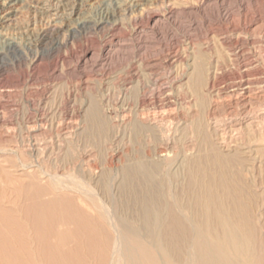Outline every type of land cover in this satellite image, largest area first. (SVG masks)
<instances>
[{"label": "rangeland", "instance_id": "rangeland-1", "mask_svg": "<svg viewBox=\"0 0 264 264\" xmlns=\"http://www.w3.org/2000/svg\"><path fill=\"white\" fill-rule=\"evenodd\" d=\"M136 1L139 2L140 9L143 8L146 12H154L162 17L165 20V25L163 24L159 31L152 32L147 28L144 32L147 40L146 51L137 52L135 49L132 54L134 57L132 56L121 62L122 65L109 68L105 72H98L97 69L87 70L84 75L74 68L71 61L57 62L56 52H50L51 40L56 37L53 33L50 35L51 39L47 38L41 43L34 40L36 32L51 33L54 27L64 25L66 29L68 27L69 31L62 32L64 36L62 34L60 38L62 40L66 37L71 45L70 36L74 35L72 28L75 24L83 20L98 18L106 6L110 9L117 7L121 10L119 16L117 15L121 28L120 35L125 38H133L136 35L134 22H141V19L132 17L126 8ZM136 1L0 0V51L6 59L7 71L11 76V78L8 76L7 81H0V121H3V126L0 128V209L9 211L12 222L10 226L13 225L12 230L15 234V236L13 234V238L11 236L5 238V241L13 249L16 247V252H20L22 249L26 251V257L24 255L26 259L28 257L27 260L24 258L26 264H103V262L109 264L113 239L108 232L105 234L104 228L99 231L102 227L97 225L96 213L101 209L94 208L95 206L101 207L98 203L101 205L106 203L107 206L109 205L108 207L112 206L121 220L125 218L123 221H126H122L124 225L128 221L129 226L138 228L136 231L128 226L130 230H135L136 233L143 235L141 238L136 237L138 240L133 237L136 241L132 238L136 242L132 241L136 249H143H137L140 251L136 252L137 259L140 256L142 258V260L136 259L137 262L154 264L153 259L156 257L155 260L159 263L162 262L161 264H168L167 262L172 259H175L178 264H185L188 246L199 229L194 228L184 218L185 227L178 229L179 233L177 232L173 237L176 243L173 246L175 247L178 243L181 248L179 256L171 252L172 247H167L165 243L161 244L158 240L156 242L149 235L146 236L148 234L147 226L138 216L141 203L137 199V194L134 193L138 187L145 188V183L137 185V182L132 178L123 179L124 176L121 173L125 168L138 165L139 161L145 164L158 163L160 166L158 175H155L153 181L156 182L154 183L160 189V193H163V198L180 211L183 205L193 202V193L197 187L191 180L189 169L193 168L197 162H200L204 167H209L213 157L208 154L217 152L223 158H229L228 161L226 159H221V161H225L223 162L225 167L232 173L231 181L237 187L236 191L240 196H238L240 201L248 206L252 214H255L253 215L258 231L256 232L257 244L254 256L243 252L239 258L241 257L240 259L248 264H264V249L261 248L260 240L262 238L261 224H264V0ZM108 31L109 25L91 31V33L76 32L74 35L76 38L72 45H75L77 50L79 46L95 45L94 42L106 36ZM8 43H14V45L11 47ZM141 53L144 55L141 56ZM36 54L42 56L44 67L42 66L32 79L27 78L23 76V73L28 69V60H31ZM140 57L144 58V66L141 64ZM21 58L24 60L19 62ZM141 74L143 75L141 76ZM129 79L131 80L129 81ZM120 86L122 90L126 87L129 89L126 88L122 92ZM141 93L146 94L147 99L144 104L139 102L142 101ZM93 108L96 109H94L95 112L97 111L96 118L99 117L98 121L102 123L104 132L98 131L94 117L91 116ZM143 109H146V112ZM129 110H131L130 113ZM142 114L145 115L143 118L147 122V126L142 129L138 126L136 128L134 124L139 122L138 119L142 118ZM89 118H93L94 121ZM130 119L131 121L128 122ZM249 121L251 122L249 123ZM259 123L263 125L258 127ZM160 126L161 129H159ZM164 129L167 131L165 132ZM222 133L224 134L222 135ZM211 134L214 136L211 137ZM165 138L170 139L169 160L164 158L165 155L161 156L162 158L156 156V153L159 155V149H165L166 146H163ZM156 140L157 142H155ZM30 151L35 154L32 156ZM246 160L249 163H246ZM134 163L135 165H133ZM28 165L30 166L28 167ZM43 169L49 173H43ZM51 173L62 176L61 181L58 183L50 181ZM177 174L179 177L176 176ZM30 177L38 186L32 185L33 187H31ZM65 177H68L69 180ZM75 180L91 184L89 191L97 193V197L93 193L94 196H91L89 191L88 194L87 190L77 189ZM238 183L242 185L239 186ZM72 184L77 190L72 187ZM49 185L55 186L52 187L53 190ZM68 185L69 187H67ZM61 186L68 190L71 188L70 192ZM36 187H38V197L41 200H49L59 194L61 197L74 196L77 204H80L78 206L80 210L84 211L85 215L87 214L85 220L91 229L89 230L91 236L88 235L89 231L82 228L81 230L87 233V236L84 237L85 233H82L77 226L76 220L82 216L77 212L79 208L74 209L68 203L65 204V201L55 204V207H51L44 213V219L36 226L25 212L28 201L27 194L33 193ZM82 191L86 192L87 197ZM249 191L253 193L251 194ZM177 194L180 195V199ZM78 195H81L82 197H80L84 201L86 200L85 202L91 208L82 205ZM187 195L189 196L186 197ZM252 197H256V199L254 200ZM249 201L251 202L249 203ZM256 201L257 203H255ZM137 206H139L138 209ZM92 216L93 218L95 216L96 222ZM46 217L49 220H46ZM43 227H45V232L42 230ZM92 234L98 237L93 235L95 240L93 238L91 240ZM147 238L149 239L147 240ZM144 240L149 241L152 246L149 247L147 242V247L143 245L145 244ZM12 242L17 244H12ZM103 243L109 249L105 248ZM137 244L141 246L138 247ZM148 248L150 252H148ZM106 250L110 252L108 253ZM151 252H154L155 254L152 253V255L156 256L153 257ZM72 253L73 255H71ZM144 254L151 257V262L148 261V257L143 256ZM102 255L105 259H102ZM255 257L257 258L255 259ZM11 259L17 262L15 257ZM143 259L145 261L148 259L149 263ZM258 259L261 260H259L260 263H256ZM106 260L107 262H105ZM159 263L155 261V264Z\"/></svg>", "mask_w": 264, "mask_h": 264}, {"label": "bare ground", "instance_id": "bare-ground-1", "mask_svg": "<svg viewBox=\"0 0 264 264\" xmlns=\"http://www.w3.org/2000/svg\"><path fill=\"white\" fill-rule=\"evenodd\" d=\"M136 1V0H135ZM128 5V4H127ZM67 7V6H66ZM103 8V7H102ZM62 10V9H61ZM119 8H112L110 9L109 7H105L102 11L101 14H99V17L96 19H90V20H83L80 23H76L75 26L72 28V32H74V35L76 32L79 33H87L91 31H95L99 28H102L103 26L109 25V31L107 33L106 36H103L100 40H96L94 42L95 45H85V46H79V49H75V45H72V43L74 42V38H76L74 35L70 36L71 41V45L69 44V41L67 40L66 37H64L62 40L60 38V36L63 34L62 32L64 31H69L68 27L66 29V26L64 27V25L61 26H57L54 27V29L51 31V33L44 31V32H36L35 33V41L37 43H41L44 40H46L47 38H50V35L53 33L54 36H56L52 41V47L50 49V52H56L55 53V59L56 61H62L63 63H67L68 61H71L74 65V68L79 71L81 74H84L87 70H92L94 71L95 69L98 70V72H105L107 69L109 68H113L116 66H120L121 62L131 58L133 55V51L135 49H137L138 51H146V44H147V40L144 36V32L147 30H150L152 32H156L159 31L160 28L162 27V25L165 23L162 19V17H160L158 14H155L154 12H146L143 8L140 9V4L139 2H133L132 4H130L127 8L126 11H128L130 13V15H132V17H134L135 19L140 18L141 22H134L135 23V30H136V35L132 38H125L122 37L120 35V23L119 20L117 18V15L121 12V10L119 11ZM220 10V9H219ZM174 11V10H173ZM146 12V13H145ZM222 13V12H221ZM146 17H144L145 15ZM164 14V13H163ZM220 14V13H219ZM123 15V14H122ZM129 15V14H128ZM228 15V14H227ZM82 16V15H81ZM119 16V15H118ZM131 17V18H132ZM234 18V17H233ZM236 19V18H235ZM172 20V19H171ZM239 20H241L239 18ZM234 21V20H233ZM64 24V23H63ZM165 25V24H164ZM244 25V24H243ZM127 27V26H126ZM106 30V29H105ZM165 30V29H163ZM30 33V32H29ZM66 34V33H65ZM152 34V33H151ZM164 34V33H163ZM64 36V34H63ZM148 37V36H147ZM51 39V38H50ZM85 39V38H84ZM10 40V39H9ZM79 40V39H78ZM80 43V42H79ZM29 44V43H28ZM84 44V43H83ZM8 45H10L11 47L14 45V43H8ZM31 45V44H30ZM36 46V45H34ZM158 46V45H157ZM10 47V48H11ZM153 47V46H152ZM156 47V46H155ZM169 47V46H168ZM10 50V49H9ZM148 51V50H147ZM43 52V51H42ZM45 55V54H44ZM54 55V54H53ZM144 53H141V56H143ZM134 57V56H133ZM141 58V64L144 66V58ZM6 59H4V57L2 56V52L0 51V81L2 80H6L8 79V76L10 75L7 71V62H5ZM21 61L24 60V58L19 59ZM27 60V59H26ZM9 62V61H8ZM140 64V63H139ZM122 65V64H121ZM200 65V64H199ZM43 66L42 64V56L41 55H34L31 60H28V69L24 71L23 76H26L27 78H33L35 73ZM44 67V66H43ZM55 67V66H54ZM142 67V66H141ZM146 67V66H145ZM144 67V68H145ZM121 68V67H120ZM116 69V68H115ZM139 70L141 68H138ZM45 70V69H44ZM55 70V68H54ZM138 70V72H139ZM202 70V69H201ZM160 71V70H159ZM137 72V71H136ZM138 72L136 74H138ZM153 72V71H152ZM203 72V71H202ZM142 73V72H141ZM13 74V73H12ZM94 74V73H93ZM129 74V73H128ZM131 74V72H130ZM146 74V72H145ZM150 74V72H149ZM85 75V74H84ZM133 75V74H132ZM143 74H141L142 76ZM19 76V75H17ZM87 76V75H86ZM196 76V75H195ZM219 76V75H218ZM11 78V76H9ZM13 77V76H12ZM16 77V76H15ZM135 77V76H134ZM140 77V75H139ZM147 77V76H146ZM216 77V76H215ZM14 78V77H13ZM103 78V77H102ZM133 79V77H131ZM141 78V77H140ZM149 78V77H148ZM19 79V78H18ZM17 79V80H18ZM142 79V78H141ZM146 79V78H144ZM198 79V78H197ZM201 79V78H200ZM131 79H129L130 81ZM157 80V79H156ZM10 81V80H9ZM123 81V80H122ZM135 81V80H134ZM138 81V80H137ZM141 81V80H139ZM145 81V80H144ZM124 82V81H123ZM127 83V81H125ZM133 82V81H132ZM136 82V81H135ZM201 82V81H200ZM3 83V82H2ZM145 83V82H144ZM193 83V82H192ZM143 84V83H142ZM157 84V83H156ZM195 84V83H194ZM197 84V83H196ZM123 85V84H122ZM132 85V84H131ZM140 86V84H139ZM146 86V84H145ZM145 86L143 87V89L145 88ZM159 86V85H158ZM169 86V85H168ZM197 86V85H196ZM214 86V85H213ZM130 87V86H129ZM141 87V86H140ZM150 87V86H149ZM14 88V87H13ZM121 88V86H120ZM127 89H129L128 87H126ZM126 88H123L124 90ZM262 88V87H261ZM43 89V88H42ZM136 89V88H135ZM139 89V88H138ZM137 89V90H138ZM165 89V88H164ZM169 89V88H168ZM195 89V88H194ZM193 89V90H194ZM248 89V88H247ZM255 89V88H254ZM122 90V88H121ZM122 90V92L124 91ZM147 90V88H146ZM159 90V88H158ZM199 90V89H198ZM220 90V89H219ZM120 91V90H119ZM165 91V90H163ZM162 91V92H163ZM172 91V90H171ZM250 91V90H249ZM252 91V90H251ZM134 92V90H133ZM141 92V90H140ZM195 92V91H194ZM170 93V91H169ZM168 93V95H169ZM197 93V92H195ZM258 93V92H257ZM7 94V93H6ZM142 94V101H139L141 104H144L146 101V94L145 93H141ZM247 94V93H246ZM197 95V94H196ZM249 95V93H248ZM261 95V94H260ZM135 96V95H134ZM148 96V95H147ZM155 96V95H154ZM140 97V96H139ZM149 97V96H148ZM158 97V96H157ZM164 97V96H163ZM137 98V97H136ZM140 98V99H141ZM153 98V97H151ZM135 99V98H134ZM139 99V98H138ZM131 101V100H130ZM7 103V102H6ZM256 103V102H255ZM8 104V103H7ZM147 104L148 101H147ZM3 106V105H2ZM114 106V105H113ZM96 107V106H95ZM134 108L136 106H133ZM128 108V107H127ZM145 108V107H144ZM4 109V108H3ZM95 108H93V112H92V117H94L96 126L98 131L103 129V125L100 121H98L97 114L94 111ZM132 109V107H131ZM142 109V108H141ZM96 110V109H95ZM127 110V109H125ZM134 110V109H133ZM139 110V109H138ZM144 112H146V109ZM131 110H129L128 112L130 113ZM142 111V110H141ZM140 111V113H141ZM252 111V110H251ZM126 112V113H128ZM143 112V111H142ZM257 112V111H256ZM124 113V112H123ZM132 113V112H131ZM136 113V112H135ZM133 113V114H135ZM120 115V114H119ZM138 115V114H136ZM140 115V114H139ZM263 115V114H262ZM124 116V115H123ZM145 116V115H144ZM142 114V118L138 119L139 122H136V124H134V126L137 128V126L139 128H145L147 126V122L145 121V119ZM247 116V115H246ZM252 116V115H250ZM255 116V115H254ZM253 116V117H254ZM259 116V115H258ZM126 117V116H125ZM138 117V116H137ZM252 117V118H253ZM133 118V116H132ZM139 118V117H138ZM233 118V117H232ZM237 118V117H236ZM255 118V117H254ZM253 118V120H254ZM261 118V117H260ZM263 118V117H262ZM92 119L93 118H89ZM120 119V118H119ZM162 119V118H161ZM249 119V118H248ZM264 119V118H263ZM93 120V121H94ZM101 120V119H100ZM126 120V119H124ZM137 120V119H136ZM158 120V118H157ZM262 120V119H261ZM260 120V121H261ZM49 121V120H48ZM118 121V120H117ZM131 119L128 121L130 122ZM148 121V120H147ZM150 121V119H149ZM148 121V122H149ZM155 121V119L153 120V122ZM256 121V120H255ZM259 121V120H258ZM264 121V120H263ZM120 122V121H119ZM122 122V121H121ZM161 122V121H160ZM207 122V121H206ZM209 122V121H208ZM242 122V121H241ZM251 121H249L250 123ZM254 122V121H252ZM50 123V122H49ZM124 123V122H123ZM126 123V121H125ZM156 123V122H155ZM162 123V122H161ZM240 123V122H239ZM256 123V122H255ZM261 123V122H260ZM259 123V124H260ZM94 124V123H93ZM121 124V123H120ZM132 124V123H131ZM130 124V126H131ZM149 124V123H148ZM157 125V124H156ZM163 125V124H162ZM204 125V124H203ZM208 125V124H207ZM263 125V124H262ZM261 124L257 126H262ZM3 126V121H0V128ZM89 126V125H88ZM129 126V127H130ZM153 126V125H152ZM155 126V125H154ZM159 126V125H158ZM209 126V125H208ZM232 126V125H231ZM249 127V125H247ZM252 126V125H251ZM5 127V126H4ZM116 127V125H115ZM128 127V125H127ZM156 127V126H155ZM213 127V126H212ZM256 127V126H255ZM254 127V128H255ZM31 128V127H30ZM119 128V126H118ZM120 128L121 125H120ZM119 128V129H120ZM167 128V127H166ZM175 128V127H173ZM252 128V129H254ZM42 129V128H41ZM95 129V128H94ZM156 129V128H155ZM158 129V128H157ZM161 129V126L160 128ZM158 129V131H159ZM171 129V128H169ZM200 129V128H199ZM207 129H209V127H207ZM104 130V129H103ZM102 130V131H103ZM136 130V129H135ZM147 130V129H146ZM168 130V128H167ZM167 130L164 129V131L166 132ZM219 130V129H218ZM96 131V130H95ZM145 131V130H144ZM155 131V130H152ZM157 131V130H156ZM164 131H161L164 133ZM169 131V130H168ZM171 131V130H170ZM239 131V130H238ZM258 131V130H257ZM67 132V131H66ZM104 132V131H103ZM138 132V131H137ZM147 132V131H146ZM149 132V131H148ZM256 132V131H255ZM260 132V131H259ZM64 133V132H63ZM69 133V132H68ZM67 133V135H68ZM142 133V132H141ZM157 134V132H154ZM160 133V132H159ZM158 133V134H159ZM212 134L214 132H211ZM66 134V133H65ZM95 134V132H94ZM162 134V133H161ZM171 135V133H169ZM197 134V133H196ZM211 134V137L214 136ZM224 133H222L223 135ZM235 134V133H234ZM71 135V134H70ZM219 135V134H218ZM257 135V133H256ZM45 136V135H44ZM65 136V135H64ZM94 136V135H93ZM158 136V135H157ZM164 136V134H163ZM166 136V135H165ZM169 136V135H168ZM167 136V137H168ZM197 136V135H196ZM233 136V135H232ZM259 136V135H258ZM207 137V136H206ZM218 138V136H216ZM222 137V136H221ZM220 137V138H221ZM225 137V136H223ZM227 137V136H226ZM27 138V136H26ZM65 138V137H64ZM63 138V139H64ZM195 138V137H194ZM197 138V137H196ZM215 138V137H213ZM211 138V139H213ZM219 138V139H220ZM228 138V137H227ZM226 138V139H227ZM258 138V137H257ZM7 139V138H6ZM29 139V137H28ZM47 139V138H46ZM62 139V140H63ZM68 139V138H66ZM65 139V140H66ZM71 139V137H70ZM69 139V141H70ZM83 139V138H82ZM151 139V138H150ZM174 138L172 137V140ZM216 139V138H215ZM31 140V139H30ZM50 140V139H49ZM200 140V139H199ZM32 141V140H31ZM36 141V140H35ZM38 141V140H37ZM36 141V142H37ZM67 141V140H66ZM68 141V142H69ZM165 142L163 143V146H166L165 149H159V155L158 153H156L158 157L162 158L161 156L165 155V159L169 160L168 154L170 156L169 153V147L168 145H170V139L169 138H165L164 140ZM174 141V140H173ZM198 141V139H197ZM215 141V140H214ZM219 141V140H217ZM216 141V143H217ZM222 141V140H221ZM226 141V140H225ZM64 142V141H62ZM157 142V140L155 141ZM159 142V141H158ZM207 142V141H205ZM223 142V141H222ZM29 145L30 142L28 141ZM35 143V142H34ZM65 143V142H64ZM63 143V144H64ZM219 143V142H218ZM226 143V142H225ZM25 144V143H24ZM32 144V143H31ZM61 144V142H60ZM207 144V143H206ZM22 145V144H21ZM26 145V144H25ZM157 145V144H155ZM158 146V145H157ZM160 146V145H159ZM197 146V145H195ZM207 146V145H206ZM215 146V144H214ZM219 146V145H217ZM29 147V146H28ZM38 148V147H36ZM6 149V148H5ZM25 149V148H24ZM31 150V148H29ZM35 149V148H34ZM39 149V148H38ZM155 149V148H154ZM171 149V148H170ZM207 149V147H206ZM214 151V148H212ZM222 149V148H220ZM37 150V149H35ZM223 150V149H222ZM33 151V150H32ZM40 151V150H39ZM37 151V152H39ZM216 151V150H215ZM31 152V151H30ZM157 152V150H156ZM202 152V151H201ZM242 152V151H241ZM27 155V152H25ZM155 153V152H154ZM198 153V152H197ZM216 153V154H215ZM244 153V152H243ZM20 154V153H19ZM35 154V153H34ZM33 152H31V155H34ZM40 154V152L38 153ZM30 155V154H28ZM193 155V154H192ZM210 156L213 157L212 160H210L211 163H209V167L208 166H202L200 164V162L194 164L193 168L189 169V174L191 177V180L193 182H195V185H197L195 193H193L194 195V199L192 200L193 202H191V204L188 205H183L182 209H180V211L176 210V208H174L173 204L171 205L167 200H165L162 196V194L160 193V189L156 186V182L153 181V179H155V175H158V169H159V164L158 163H149V164H145V163H140L133 166V167H129V168H123L124 170L122 171L121 174H123V179H133L135 180L137 185L138 183H145V188H136L134 193L137 194V199L140 201L141 203V207L139 208V215L140 218L143 220V224L145 223V225L147 226L146 229H148L147 231V235L146 236H150L153 240H155L156 242L160 241L161 244L165 243V245L168 247H172L171 252H173L174 254H178L181 251L180 245L178 246L175 245V247L173 246V244L175 243V240L173 239V237L175 236V234L178 232V229L180 230V228H184V218L185 220L187 219L194 228L199 229L193 236L192 238V242L191 244L188 246V250H187V257H186V261L185 264H248L246 261L242 260L239 258V255L243 252L248 253L250 256L253 255L254 256V250L256 248V232L257 230V224L255 223L254 220V215L249 211L248 206L245 205L243 202L240 201L239 199V195H237V187L232 183V173L229 172V170H227V167H225V161H221V159H226V161L229 160V158L225 157L223 158L222 156H220L219 154H217V152H211L210 154H208ZM231 155V154H230ZM241 155H243L241 153ZM37 156V155H36ZM34 156V157H36ZM196 156V155H195ZM224 156V155H223ZM29 157V156H28ZM217 157V158H216ZM31 158V157H30ZM29 158V159H30ZM39 158V157H38ZM46 158V157H45ZM157 158V157H156ZM190 158V157H189ZM215 158L217 159V162L215 160ZM234 158V157H233ZM242 158V157H241ZM33 159V158H32ZM37 159V158H36ZM193 159V158H192ZM208 159V157H207ZM235 159V158H234ZM239 159V158H238ZM243 159V158H242ZM241 159V160H242ZM246 159V158H245ZM9 160V159H8ZM153 160V159H152ZM157 160V159H156ZM161 160V159H160ZM191 160V159H190ZM189 160V161H190ZM196 160V159H194ZM112 161V159H111ZM143 161V160H142ZM155 161V159H154ZM159 161V160H158ZM175 161V160H174ZM183 161V160H182ZM188 161V160H187ZM145 162V161H144ZM162 162V161H161ZM184 162V161H183ZM182 162V163H183ZM147 163V162H146ZM186 163V162H185ZM229 163V162H228ZM242 163V162H241ZM246 163L247 162L246 160ZM38 164V163H37ZM235 164V163H234ZM25 165V163H24ZM35 165V164H33ZM40 165V164H39ZM112 165V164H111ZM110 165V166H111ZM135 165V163L133 164ZM245 165V164H244ZM26 166V165H25ZM30 165H28L29 167ZM38 166V165H37ZM132 166V165H131ZM184 166V165H183ZM191 166V165H190ZM249 166V165H248ZM39 167V166H38ZM42 167V166H41ZM93 167V166H92ZM26 168V167H25ZM44 168V167H43ZM186 168V167H185ZM244 168V167H243ZM254 168V166H253ZM30 169V168H29ZM45 169V168H44ZM43 169V170H44ZM91 169V168H90ZM35 170V169H34ZM33 170V171H34ZM40 170V169H39ZM180 170V168H179ZM29 171V170H28ZM27 171V172H28ZM31 171V170H30ZM169 171V170H168ZM174 171V170H173ZM177 171V170H175ZM251 171V170H250ZM38 172V171H37ZM40 172V171H39ZM48 172L47 170H44L43 173ZM160 172V171H159ZM181 172V171H179ZM30 173V172H29ZM42 173V172H41ZM40 173V174H41ZM49 173V172H48ZM250 173V172H249ZM173 174V173H171ZM59 175V174H58ZM57 174H52L50 175L49 178L50 181H54L56 183L61 181V177L58 176ZM63 175V174H62ZM185 175V174H184ZM188 175V174H187ZM38 176V175H37ZM40 176V175H39ZM178 176V174L176 175ZM106 177V176H105ZM172 177V176H171ZM179 177V176H178ZM231 177V178H230ZM31 178V177H30ZM29 178V179H30ZM66 178V177H65ZM68 178V177H67ZM66 178V179H67ZM36 179V178H34ZM39 179V178H38ZM63 179V178H62ZM160 179V177H159ZM163 181V178H161ZM236 179V178H235ZM64 180V179H63ZM69 180V178H68ZM79 180V179H78ZM243 180V179H242ZM49 181V182H50ZM73 181V180H72ZM76 181V180H75ZM84 181V180H83ZM158 181V180H157ZM161 181V182H162ZM190 181V182H192ZM231 181V182H230ZM53 182V184H54ZM70 182V181H69ZM88 182V181H87ZM132 182V181H131ZM155 182V183H154ZM159 182V181H158ZM193 182L191 184H193ZM25 183V182H23ZM41 183V181H40ZM63 185V182H61ZM68 183V181H67ZM77 189L79 190H84L86 192L89 191V187L91 184L89 183H85V182H77ZM121 183V182H120ZM129 183V181H128ZM160 183V182H159ZM248 183V182H247ZM52 184V185H53ZM75 184V183H74ZM126 184V183H124ZM185 184V183H184ZM239 186L242 185L240 183H238ZM253 184V183H252ZM34 186H38V184L32 180L31 178V187ZM128 185V184H127ZM164 185V184H162ZM187 185V184H186ZM50 186V185H49ZM58 187V185H56ZM131 186V184H130ZM189 186V185H188ZM252 186V185H251ZM51 187V186H50ZM55 187V186H52ZM52 187L50 189H52ZM62 188L64 186H61ZM69 187V185L67 186ZM71 187V186H70ZM73 187V184H72ZM75 187H73L75 189ZM92 187V186H91ZM133 188L135 187L134 185L132 186ZM182 187V186H181ZM247 187V186H246ZM250 187V186H248ZM43 188V187H42ZM130 189V187H128ZM132 188V189H133ZM194 188V187H193ZM244 188V187H243ZM252 188V187H251ZM57 189V188H56ZM65 190H68L66 188H63ZM71 189V188H70ZM69 189V190H70ZM75 189V190H77ZM183 189V188H182ZM40 190V189H39ZM53 190V189H52ZM68 190V192H70ZM249 190V188H248ZM253 190V188H252ZM50 191V190H48ZM72 191V190H71ZM74 191V190H73ZM82 191V192H84ZM134 191V190H133ZM190 191V190H189ZM192 191V190H191ZM254 191V190H253ZM20 193L22 192L19 191ZM67 192V191H64ZM75 192V191H74ZM79 192V191H78ZM86 192H84L83 194L85 195ZM91 192V191H89ZM88 192V194H89ZM250 192V191H249ZM53 193H57V192H53ZM62 193V192H60ZM95 194L94 192H91V196L93 194ZM133 193V195H134ZM192 193V192H191ZM251 194L253 192H250ZM259 193V192H258ZM64 194V193H63ZM71 194V193H69ZM75 194V193H74ZM78 194V193H77ZM81 194V195H83ZM97 194V193H96ZM95 194V196H96ZM131 194V193H130ZM263 194V193H262ZM23 195V194H22ZM27 204L25 207V212L28 216H30V218L32 219V221L34 222V224L36 226H38L41 221L44 219V213H46L51 207H53L55 204L57 203H61L63 201H65V204H69L71 207H73L74 209L79 208L77 204V200L75 201V197L74 196H64L61 197L60 194L59 196H55L52 197L49 200H41L38 197V187L35 188V191L32 193L27 194ZM53 195V194H52ZM58 195V194H57ZM65 195V194H64ZM80 195V196H81ZM186 195V194H185ZM242 195V193H241ZM264 195V194H263ZM79 196V195H78ZM79 196V197H80ZM94 196V195H93ZM189 195H187L186 197H188ZM239 196V197H238ZM243 196V195H242ZM260 196V195H259ZM82 197V196H81ZM78 198L80 200V202H82V205L84 206H89L90 205L84 201L83 198ZM87 197V194L86 196ZM97 197V196H96ZM95 197V198H96ZM177 197L179 198L180 195ZM263 196L261 195V198ZM166 198V197H165ZM182 198V197H181ZM185 198V197H184ZM243 198V197H241ZM253 198V197H252ZM264 198V197H263ZM262 198V199H263ZM89 199V196H88ZM98 199V198H97ZM100 199V198H99ZM98 199V200H99ZM134 199V198H133ZM174 199V198H173ZM176 199V198H175ZM180 199V198H179ZM189 199V198H187ZM245 199V198H244ZM254 200L256 199L253 198ZM26 200V199H25ZM91 200V199H90ZM135 200V199H134ZM136 200V201H138ZM169 200V199H168ZM88 201V200H87ZM102 203V200H100ZM179 201V200H178ZM185 201V200H184ZM96 203V201H94ZM98 202V201H97ZM177 202V199H176ZM182 202V201H181ZM247 202V201H246ZM245 202V203H246ZM251 201H249L250 203ZM25 203V202H24ZM174 203V201H173ZM179 203V202H178ZM257 203V201L255 202ZM23 204V203H22ZM101 207H97L95 206L94 208L97 209H101L99 211H97V221L98 224L102 227V229L100 230H106V233L108 232V234L112 237L113 241H112V251H111V255L110 256V260H109V264H140V262H137V260H139V258L142 260L141 256L137 259V255L136 252L138 251L137 249L143 250L141 248H137L136 246L133 244V242H135L136 240L134 238L139 237L141 238V236H143L142 234H138L135 232L136 229L138 228H132L131 226H129V222L128 225L125 223V226L121 220V218L115 213V211L113 210L112 206L108 207L106 205V203H102V205L100 203H98ZM182 204V203H181ZM248 204V203H246ZM1 205V204H0ZM93 205H97V204H93ZM253 205V204H252ZM259 205V204H258ZM19 206V205H18ZM92 206V205H91ZM123 206V205H122ZM178 206V205H177ZM55 207V206H54ZM61 207V206H59ZM70 207V209H71ZM139 206H137L138 209ZM251 207V206H250ZM5 208V207H4ZM91 208V207H90ZM181 208V207H180ZM7 209V208H6ZM62 209V208H61ZM60 209V210H61ZM85 209V208H84ZM87 210V209H86ZM254 210V209H252ZM69 211V210H68ZM73 211V210H72ZM77 212L82 215L79 217V219H77V226L78 228L81 230L83 228V230L85 231H89L91 230L89 228V224L86 223V215L85 212L80 210V208L77 210ZM18 213V212H17ZM24 213V210H23ZM75 213V211H74ZM67 215V214H66ZM21 216V215H20ZM79 216V215H78ZM26 217V216H25ZM24 217V218H25ZM48 217V216H47ZM46 217V220L48 219ZM77 217V216H76ZM89 217V216H88ZM93 218V216H92ZM139 218V217H138ZM22 219V218H21ZM51 219V218H50ZM88 219V218H87ZM94 221L95 220V216H94ZM92 219V220H93ZM140 219V220H141ZM49 220V219H48ZM74 220V219H73ZM72 220V221H73ZM89 220V219H88ZM91 220V221H92ZM139 220V222H141ZM260 220V219H259ZM89 221V222H91ZM126 221V220H124ZM123 221V222H124ZM262 221V220H261ZM27 222V221H26ZM29 223V222H27ZM53 223V222H52ZM10 224H12L11 222V217L9 215V211L7 210H2L0 209V264H26L24 261V258L26 257L24 249H22V251L20 252H16L15 249H13L10 245H8V243H6L5 238H8L9 236H13L14 231L12 230V226H10ZM14 224L15 221H14ZM24 224V223H23ZM51 224V222H50ZM261 224V223H260ZM20 226V224L18 223V227ZM128 226L130 227V229H135L134 231L130 230L128 228ZM16 227V226H15ZM48 227V226H47ZM46 227V228H47ZM92 227V226H91ZM94 227V225H93ZM101 227H96V228H101ZM36 228V227H35ZM43 227V231H44ZM104 228V229H103ZM142 228V227H139ZM261 228H262V238L261 240V248L262 250L264 249V224H261ZM34 229V228H33ZM145 229V228H144ZM143 229V230H144ZM191 229V228H190ZM17 230V229H16ZM83 230L82 233L84 232ZM93 231V230H92ZM96 231V230H95ZM137 231V230H136ZM139 231V230H138ZM195 231V229H194ZM20 232V231H18ZM45 232V231H44ZM69 232V231H68ZM78 232V231H77ZM103 232V231H102ZM144 232V231H143ZM21 233V232H20ZM47 233V232H46ZM45 233V234H46ZM72 233V232H71ZM85 233V232H84ZM94 233V232H92ZM98 233V232H97ZM96 233V234H97ZM179 233V232H178ZM181 233V232H180ZM39 234V233H38ZM51 234V233H50ZM53 234V233H52ZM60 234V233H59ZM87 233L83 234L84 237H86ZM90 234V231L88 233V235ZM103 234V233H101ZM145 234V233H143ZM258 234V233H257ZM20 235V234H19ZM44 235V234H43ZM42 235V236H43ZM66 235V234H64ZM73 235V234H71ZM86 235V236H85ZM95 234H92V236ZM184 235V233H183ZM188 235V234H187ZM15 236V234H14ZM40 236V235H39ZM70 236V235H69ZM91 236V234H90ZM104 236V235H102ZM108 236V235H105ZM260 236V235H259ZM62 237V236H61ZM95 237H98L97 235H95ZM100 237V236H99ZM134 237V238H133ZM180 237V236H179ZM191 237V236H189ZM188 237V238H189ZM13 238V237H12ZM26 238V235H25ZM29 237H27L28 239ZM37 238V237H36ZM91 240L93 237H90ZM103 238V237H100ZM99 238V239H100ZM105 238V237H104ZM132 238L135 240L133 241ZM15 239V238H14ZM13 239V240H14ZM30 239V238H29ZM43 239V238H42ZM63 239V238H62ZM89 239V238H88ZM111 239V240H112ZM137 239V238H136ZM145 239V238H143ZM149 238H147L148 240ZM185 239V237H184ZM23 240V239H22ZM26 240V239H25ZM33 239H31L32 241ZM46 240V239H45ZM87 240V238H86ZM89 240V241H91ZM138 240V239H137ZM158 240V241H157ZM259 240V239H258ZM12 241V240H11ZM10 241V243H11ZM20 241V240H19ZM34 241V240H33ZM43 241V240H42ZM41 241V243H42ZM66 241V240H65ZM88 241V240H87ZM102 242H104L103 240H101ZM100 241V243H101ZM133 241V242H132ZM145 241V244L147 247V243H149V241ZM15 242V241H13ZM12 244H17V243H13ZM17 242V241H16ZM86 242V241H85ZM92 242V241H91ZM99 242V241H98ZM138 242V241H137ZM141 242V241H140ZM143 242V240H142ZM141 242V245H142ZM154 243V241H152ZM181 242V239H180ZM37 243V242H36ZM39 243V242H38ZM49 243V242H47ZM89 243V242H88ZM96 243V242H95ZM106 244V242H104ZM103 243V245H104ZM136 243V242H135ZM139 243V242H138ZM46 244V243H45ZM87 244V243H86ZM110 244V243H109ZM155 244V243H154ZM181 244V243H180ZM19 245V244H18ZM47 245V244H46ZM56 245V244H55ZM92 245V244H91ZM98 245V244H97ZM102 245V244H101ZM108 245V243H107ZM138 245V244H137ZM141 245H138V247H140ZM151 243H149V247H150ZM156 245V244H155ZM160 245V244H159ZM40 246V245H39ZM58 246V245H57ZM95 246V245H94ZM109 246V245H108ZM110 246V248H111ZM152 246V245H151ZM157 246V245H156ZM161 246V245H160ZM163 246V245H162ZM177 246V247H176ZM185 246V245H184ZM42 247V246H41ZM50 247V246H49ZM103 247V246H102ZM105 247V245H104ZM107 247V246H106ZM105 247V248H106ZM145 247V246H144ZM143 247V248H144ZM164 247V246H163ZM21 248V247H20ZM38 248V247H37ZM45 248V247H44ZM90 248V247H89ZM108 248V247H107ZM259 248V247H258ZM257 248V249H258ZM18 249V248H17ZM43 249V248H41ZM93 249V248H92ZM91 249V250H92ZM98 249V247H97ZM96 249V251H97ZM109 249V248H108ZM145 249V248H144ZM175 249V251H174ZM20 250V249H19ZM35 250V249H34ZM105 250V249H103ZM146 250V249H145ZM261 250V251H262ZM18 251V250H17ZM42 251V250H41ZM94 251V252H96ZM108 251V253L110 252L109 250H106V252ZM169 251V249L167 250V252ZM45 252V251H44ZM74 249H73V253H74ZM90 252V251H89ZM101 252V251H100ZM140 252V251H138ZM143 251H141L142 253ZM148 252L149 248H148ZM166 252V253H167ZM256 252V251H255ZM264 252V251H263ZM42 253V252H41ZM47 253V252H46ZM59 253V252H58ZM68 253V252H67ZM66 253V254H67ZM71 253V252H70ZM73 253L71 255H73ZM107 253V254H108ZM144 253V252H143ZM146 253V252H145ZM155 254L154 252H151V255ZM158 253V252H157ZM170 253V252H169ZM30 254V253H29ZM96 254V253H95ZM100 254V253H99ZM102 254V252H101ZM140 254V253H139ZM160 254V253H159ZM257 254V253H255ZM25 255V257H24ZM142 255V254H141ZM162 255V254H160ZM168 255V254H167ZM244 255V254H243ZM261 255V253H260ZM30 256V255H29ZM103 256V255H102ZM108 256V257H109ZM146 258L148 257V255L146 256L145 254L143 255ZM153 257L156 255H152ZM170 258H171V253H170ZM173 256V255H172ZM179 256V254L177 255ZM17 260V262H14V260L12 261L11 258H14ZM152 257V258H153ZM262 257V255H261ZM72 258V257H71ZM149 258V262H151L152 259ZM160 258V257H159ZM158 258V259H159ZM162 258V257H161ZM174 258V256H173ZM178 258V257H177ZM183 258V257H182ZM257 257H255L256 259ZM260 258V256H259ZM26 259V258H25ZM28 259V257H27ZM26 259V260H27ZM100 259V257H99ZM102 259H105L104 256ZM137 259V260H136ZM145 259V258H144ZM143 259V260H144ZM156 259V257H155ZM154 260V264L155 261L156 263H159L157 260ZM247 259V258H246ZM15 260V261H16ZM54 260V259H53ZM146 260V261H147ZM163 260H165L163 258ZM167 260V259H166ZM248 260V259H247ZM260 259H258V262L256 263H260L259 261ZM55 261V260H54ZM57 261V258H56ZM102 261V260H101ZM101 261H99L100 263H102ZM145 261V260H144ZM143 261V263H144ZM145 261V262H146ZM147 261V263H149ZM161 261V259H160ZM182 261V260H181ZM27 262V261H26ZM29 262V261H28ZM27 262V263H28ZM77 262V261H76ZM107 262V260L105 261ZM153 262V261H152ZM166 262V261H163ZM249 262V261H248ZM162 263V262H161ZM159 263V264H161ZM168 264H178V262L175 259H172L170 262H167ZM104 264V262H103ZM142 264V263H141ZM250 264V263H249Z\"/></svg>", "mask_w": 264, "mask_h": 264}]
</instances>
